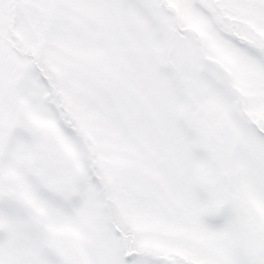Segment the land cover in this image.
Segmentation results:
<instances>
[{"label": "snow or ice", "instance_id": "6c2138e0", "mask_svg": "<svg viewBox=\"0 0 264 264\" xmlns=\"http://www.w3.org/2000/svg\"><path fill=\"white\" fill-rule=\"evenodd\" d=\"M0 264H264V0H0Z\"/></svg>", "mask_w": 264, "mask_h": 264}]
</instances>
